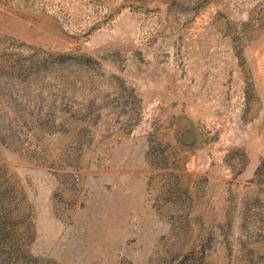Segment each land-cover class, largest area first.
Here are the masks:
<instances>
[{
  "label": "rangeland",
  "instance_id": "1",
  "mask_svg": "<svg viewBox=\"0 0 264 264\" xmlns=\"http://www.w3.org/2000/svg\"><path fill=\"white\" fill-rule=\"evenodd\" d=\"M0 264H264V0H0Z\"/></svg>",
  "mask_w": 264,
  "mask_h": 264
},
{
  "label": "water",
  "instance_id": "2",
  "mask_svg": "<svg viewBox=\"0 0 264 264\" xmlns=\"http://www.w3.org/2000/svg\"><path fill=\"white\" fill-rule=\"evenodd\" d=\"M181 140L185 145H191L195 142V136L191 131H186L182 134Z\"/></svg>",
  "mask_w": 264,
  "mask_h": 264
}]
</instances>
